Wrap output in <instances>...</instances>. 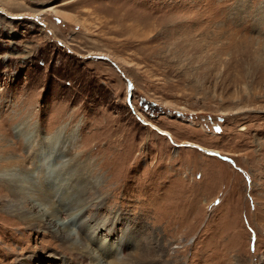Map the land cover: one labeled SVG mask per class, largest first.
Masks as SVG:
<instances>
[{
	"label": "rangeland",
	"instance_id": "374dc122",
	"mask_svg": "<svg viewBox=\"0 0 264 264\" xmlns=\"http://www.w3.org/2000/svg\"><path fill=\"white\" fill-rule=\"evenodd\" d=\"M35 125L97 185L63 244L0 181V264H264V0H0V171Z\"/></svg>",
	"mask_w": 264,
	"mask_h": 264
},
{
	"label": "bare ground",
	"instance_id": "6f19581e",
	"mask_svg": "<svg viewBox=\"0 0 264 264\" xmlns=\"http://www.w3.org/2000/svg\"><path fill=\"white\" fill-rule=\"evenodd\" d=\"M35 127L33 132L26 135L28 150L31 149L30 155L35 168L29 170L24 166L0 171V181L8 185V195H12V198L7 195L3 206L25 218L29 227L49 229L54 237L66 244L72 239L75 228L78 231L79 225L82 226L84 223L85 207L81 205H87L83 203L73 209L67 202L66 190L75 184H83L84 192L87 194L88 187L94 189L97 183L91 181V171L78 172L77 169H73L77 154L72 151L74 143L72 135H64L63 128H57L44 135L39 126ZM17 133L22 134V130H18ZM64 168L66 171H63ZM101 178L99 176L98 179ZM26 201L32 203L30 207H25ZM68 224L75 227L73 231L68 230L66 227ZM29 262L26 264H32L30 260Z\"/></svg>",
	"mask_w": 264,
	"mask_h": 264
}]
</instances>
